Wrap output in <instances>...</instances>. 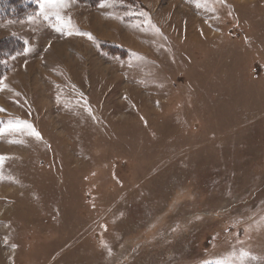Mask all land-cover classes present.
<instances>
[{"label": "rangeland", "instance_id": "374dc122", "mask_svg": "<svg viewBox=\"0 0 264 264\" xmlns=\"http://www.w3.org/2000/svg\"><path fill=\"white\" fill-rule=\"evenodd\" d=\"M101 3L0 16V264H264V0Z\"/></svg>", "mask_w": 264, "mask_h": 264}, {"label": "trees", "instance_id": "16d2710c", "mask_svg": "<svg viewBox=\"0 0 264 264\" xmlns=\"http://www.w3.org/2000/svg\"><path fill=\"white\" fill-rule=\"evenodd\" d=\"M89 1V0H85ZM9 4V0H0V16L3 17L8 11L7 6ZM26 5H32V3H26ZM37 7V4H36ZM34 10H37L34 9ZM17 14L25 13V6H20L17 8ZM24 42L15 37L5 38L4 40H0V78L6 72L8 64L7 61L10 57H13L21 52L24 48Z\"/></svg>", "mask_w": 264, "mask_h": 264}, {"label": "snow or ice", "instance_id": "6c2138e0", "mask_svg": "<svg viewBox=\"0 0 264 264\" xmlns=\"http://www.w3.org/2000/svg\"><path fill=\"white\" fill-rule=\"evenodd\" d=\"M104 2H105V0H102L101 7L104 6ZM54 3H55V0H40L41 8H43L45 4H49V5H51V4H54ZM57 20H58L61 24H65V23H66V22H65L61 17H59V16H57ZM67 23H68V24L71 23L70 19H69V21H67ZM84 35H89V38H91L90 34H88V33H84ZM26 50H27V49H26ZM2 110H3V109H0V111H2ZM29 127H31V126L29 125ZM32 134H33V135H36L37 138H39V133L35 132L34 129H33V133H32ZM4 159H5V158H4L3 156H0V161H3Z\"/></svg>", "mask_w": 264, "mask_h": 264}, {"label": "crops", "instance_id": "0c3cea01", "mask_svg": "<svg viewBox=\"0 0 264 264\" xmlns=\"http://www.w3.org/2000/svg\"><path fill=\"white\" fill-rule=\"evenodd\" d=\"M8 68V67H7ZM3 77V76H2ZM2 77L0 79H2Z\"/></svg>", "mask_w": 264, "mask_h": 264}]
</instances>
